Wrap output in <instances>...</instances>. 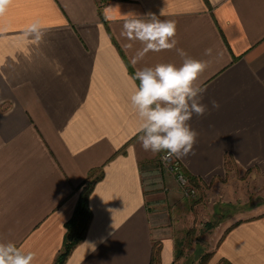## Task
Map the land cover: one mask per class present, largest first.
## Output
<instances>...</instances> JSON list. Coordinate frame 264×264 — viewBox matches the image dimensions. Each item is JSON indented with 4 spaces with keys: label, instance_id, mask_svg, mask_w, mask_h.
<instances>
[{
    "label": "crops",
    "instance_id": "1",
    "mask_svg": "<svg viewBox=\"0 0 264 264\" xmlns=\"http://www.w3.org/2000/svg\"><path fill=\"white\" fill-rule=\"evenodd\" d=\"M148 13L176 22L177 45L134 64L143 46L121 35L124 16ZM177 49L207 64L196 84L208 112L189 121L198 137L184 169L203 187L229 165L264 172V0H11L0 15V242L54 264L81 185L102 170L65 264H150L155 242L173 264L183 193L161 174L164 153L142 148L130 97L135 72L179 66ZM236 214L225 211L210 264H264V213Z\"/></svg>",
    "mask_w": 264,
    "mask_h": 264
},
{
    "label": "clouds",
    "instance_id": "2",
    "mask_svg": "<svg viewBox=\"0 0 264 264\" xmlns=\"http://www.w3.org/2000/svg\"><path fill=\"white\" fill-rule=\"evenodd\" d=\"M11 0H0L2 15ZM163 15V12H161ZM121 35L130 41H139L142 49L134 58L137 63L149 52H161L176 48V22L161 20L153 13L147 19L129 14L124 16ZM29 34H40V25L32 23ZM182 63H159L154 67H143L135 72L134 92L130 97L131 106L140 121L139 142L145 151L153 155L164 153L165 157L183 158L191 153L198 133L189 121L193 115L203 116L208 112L204 104L205 89L196 84L206 69L204 61L194 59L182 49H177ZM210 50H206L207 52ZM212 108L218 109L217 101H211ZM36 254L25 251L12 242H0V264H36Z\"/></svg>",
    "mask_w": 264,
    "mask_h": 264
},
{
    "label": "rangeland",
    "instance_id": "3",
    "mask_svg": "<svg viewBox=\"0 0 264 264\" xmlns=\"http://www.w3.org/2000/svg\"><path fill=\"white\" fill-rule=\"evenodd\" d=\"M159 161L160 159L156 161L157 165ZM158 167L161 174L166 171L161 163ZM159 189L161 188H154L153 184L147 186L149 191ZM198 190V196L195 198L182 195L177 205L176 215L174 214L177 224L173 233V264H210L214 233L218 227L225 225L223 222L226 210L233 209L237 217L253 208H257L259 213H264V172L229 165L222 181L209 187L200 186ZM210 223L216 225L209 228ZM177 250L182 253L179 257H176Z\"/></svg>",
    "mask_w": 264,
    "mask_h": 264
},
{
    "label": "trees",
    "instance_id": "4",
    "mask_svg": "<svg viewBox=\"0 0 264 264\" xmlns=\"http://www.w3.org/2000/svg\"><path fill=\"white\" fill-rule=\"evenodd\" d=\"M103 176V171L98 170L91 173L87 180L81 185L80 195L73 211L72 216L65 223L66 234L63 246L56 257L54 264H65L68 257L86 237L90 222L93 217V212L89 206V196L96 184ZM193 184L198 187V180L189 175ZM216 225V224H215ZM214 224L210 223L209 228H213ZM181 251L177 250L176 257L181 256ZM208 256V255H207ZM150 264H161V243L155 242L153 245V255Z\"/></svg>",
    "mask_w": 264,
    "mask_h": 264
},
{
    "label": "built area",
    "instance_id": "5",
    "mask_svg": "<svg viewBox=\"0 0 264 264\" xmlns=\"http://www.w3.org/2000/svg\"><path fill=\"white\" fill-rule=\"evenodd\" d=\"M164 157L165 154H163L160 158L161 166L174 176L182 190L183 195L188 198L197 197L199 190L197 186L191 181L189 174L184 169L181 161L175 156L167 158ZM162 182L163 181L161 180V186L163 185Z\"/></svg>",
    "mask_w": 264,
    "mask_h": 264
}]
</instances>
